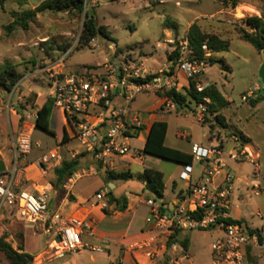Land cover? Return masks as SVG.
<instances>
[{"label": "rangeland", "instance_id": "obj_1", "mask_svg": "<svg viewBox=\"0 0 264 264\" xmlns=\"http://www.w3.org/2000/svg\"><path fill=\"white\" fill-rule=\"evenodd\" d=\"M43 1L45 0H8L5 10L0 7V66L10 62L15 66L16 71L23 75L11 92L0 88V159H3L8 167L12 166L14 155L10 127L14 118L9 114L10 101L11 105L17 103L22 110L26 102H34L39 94V103H41L51 97L53 82L60 77L59 75L82 74L86 69H100L106 59H109L116 68L147 60L151 70L162 69L163 63L168 61L167 55L171 45L168 42L188 36L190 27L198 23L208 34L217 35L229 42L227 52L217 53L214 56L215 62L206 72V79L212 85H216L229 101V105L221 112L226 120L227 137L226 154L222 159L236 177L231 213L234 217L240 218L244 229L262 231L264 228V102L261 99L264 87L259 71L263 63V54L258 53L250 43L242 40L236 30L241 27L247 28L244 19L253 14L250 8L242 6L235 11L215 0H88L86 8L89 15L95 19L98 26H104L109 34V38L98 35L94 47L79 45L85 13L39 14L28 30L6 32L5 27L13 21L12 12L34 9ZM256 1L264 10V0ZM166 19L178 24V32L163 28ZM45 41H47L46 46L43 45ZM112 45H116V51L111 49ZM46 47L50 55L46 52ZM60 47H69V49L63 53ZM62 57L63 65H60L58 61ZM257 86L260 89L254 91ZM251 91L254 96H248ZM18 97H22V100ZM243 97L248 100L244 101ZM152 100L153 97L140 96L130 108H145L153 103ZM253 100L255 104L251 103ZM38 107H33L32 111L35 112ZM195 110L196 103L191 100L190 109L187 111L182 109L178 114L172 112L152 117V119L163 118L166 121L167 145L182 148L188 146L189 142L208 144L212 130L208 124H201L193 117ZM60 117L62 115L55 110L50 120V128L54 135L38 128L34 130L31 136L34 146L29 157L31 163H35L37 159L57 147V141L62 133ZM213 121L214 119L210 118V122ZM214 127L216 130L222 128L215 121ZM178 132L189 135V138L177 139ZM233 136L242 142V136L249 138V142L243 144L245 148L250 144L249 154L260 166L258 196H254L249 186H246V182L251 181L248 176L252 173V165L247 161L231 160L227 156L233 147L230 141L233 140ZM36 142L40 143V148L35 146ZM237 146L238 143L234 145ZM67 147L81 148L75 141ZM220 147L221 149L224 147L223 142L220 143ZM159 163L161 169L167 167V170L174 171L177 175L184 170L176 163L165 160ZM196 166L195 164V172H197ZM100 183L98 176L84 177L80 180L79 187H83L86 193L93 194ZM178 183L182 186L180 180ZM145 196L148 194L145 193ZM54 208L55 203L51 205V211ZM196 233L205 246L220 232L207 230ZM42 234L39 224H27L16 215L14 210L0 209V238H6L14 249L23 245L34 253V264H92L91 256L100 258V264L107 263L104 254L91 252L88 249L56 259V253L47 251L43 239L41 240ZM32 246L34 247L30 248ZM0 264H7L2 254H0ZM196 264H207L206 257H199Z\"/></svg>", "mask_w": 264, "mask_h": 264}, {"label": "built area", "instance_id": "obj_2", "mask_svg": "<svg viewBox=\"0 0 264 264\" xmlns=\"http://www.w3.org/2000/svg\"><path fill=\"white\" fill-rule=\"evenodd\" d=\"M95 39L89 45L94 47ZM169 52L164 67L153 73L146 61L114 67L109 59L99 69H86L82 74H69L53 82L51 98L53 107L63 117L73 136L80 144V150L63 154L52 151L36 161L43 177L59 167L68 159H76L85 153V165L68 179L66 187L87 175L110 174L116 172L114 161L132 152L131 141L137 137L143 127V117L130 108V104L140 95L159 97L162 109L176 111L174 98L168 93L185 92L191 86L198 93L204 92L210 83L206 72L211 67L212 53L207 42L202 46V56H198L189 45L188 36L168 42ZM111 49L116 51V45ZM63 65V57L58 61ZM256 87L254 91H258ZM248 96H254L251 91ZM125 104H118L117 100ZM244 101L248 99L243 97ZM209 99L196 104L193 117L201 124L206 120ZM15 107L9 102L8 109ZM16 110V108H15ZM36 115L26 113L19 132L12 133L14 143L13 168L0 173V209L14 210L16 215L27 224L40 226L46 236V249L56 253V259L74 254L89 245L83 241V235L93 236V227L77 216L61 219L48 216L49 193L45 185H35L36 194L20 189L23 177L21 162L32 153L34 143L28 129L29 122ZM212 135L217 136L212 130ZM238 146L228 154L234 161H247L253 169L248 184L254 196L259 195L260 166L251 158L243 142L233 136ZM35 146L40 148V143ZM222 149L193 144L190 154L193 162L204 166L203 174L197 181H192L193 165H185L180 179L188 182L186 199L175 205L171 214L161 212V205L148 198L146 205L150 209L149 221L153 224L156 235L130 246L155 260L163 251L171 252V264H193L189 253L170 241L178 231L217 230L222 237L211 244V264H245V249L253 243L264 246V230L253 233L238 224L231 215V201L235 193V175L221 158ZM109 187H104L96 195V200L103 210L109 208ZM164 239V241H162Z\"/></svg>", "mask_w": 264, "mask_h": 264}, {"label": "crops", "instance_id": "obj_3", "mask_svg": "<svg viewBox=\"0 0 264 264\" xmlns=\"http://www.w3.org/2000/svg\"><path fill=\"white\" fill-rule=\"evenodd\" d=\"M242 6H245V8L246 7L250 8V11L253 12V14L249 15L250 17L253 15L261 17L260 10L262 8L261 6H259V2H257L256 0H243V2L239 4L237 8L234 10L237 11V9ZM144 61L147 62V60ZM166 63L167 62L163 63L162 68L164 67V65H166ZM160 70L161 69L154 71L150 69V71L153 73H156ZM99 71L102 70L99 69ZM210 85L212 84L210 83ZM257 87L260 89L259 86ZM140 96H144L147 98L153 97L152 100L153 103L142 109L141 108L133 109L134 111L142 115L143 127L140 130L137 137H135L131 141L132 152L126 156L116 158L114 161V165L116 169L115 173L130 174L131 178H129L128 180H117L114 182L106 183L103 178V174L87 175L79 178L71 185H68V187H66V183H67L66 182L63 186L62 191H59V190H55L53 187V183L55 181V175H54L55 168L50 170L47 173V175L43 177L40 169L36 165V162L35 163L30 162L29 159L30 156L25 161H22L20 164L21 167L23 168V177L21 180L20 189L30 191L36 194L34 186L37 184L45 185L47 186V189L50 191L49 206L47 213L49 217L68 219L69 217L77 216L87 222H90L93 227L94 235L93 236H88L87 234L83 235V241L89 246L82 250L88 249L91 252L104 254V258L107 259L106 264H171L170 263L171 252L169 251H163L159 254V256L155 260H150L142 252L130 248V246L157 234V232L153 228V224L149 221L150 209L146 205V200L150 198V196L146 191L145 182L140 177L144 169L153 168L161 172L164 176V184H165L164 197L161 201L158 202L164 211H167L173 205L183 201L180 200L179 197H185L186 199L188 195L187 189L189 183L180 179V174L182 173V171L179 173V175H177L174 171L167 170L168 169L167 167H162L161 169V163L159 162L162 161L163 159L147 155L143 151L152 124L155 121L166 122L165 120H163V118L152 119V117L157 114L172 113V112L178 114L182 110H179L177 108L176 111H165L162 109V103L159 97L153 95H140ZM140 96H138L130 104V106L133 103H136V101L139 99ZM39 98L40 95L37 94V96L34 99V102H26L22 110L17 105V103L13 104L15 105V107L9 110L10 116H13L14 118V121L12 122V125L10 127V129H12V133L20 131L26 113L31 111V113L37 115L38 110L46 103L48 99L47 98L46 100L39 103ZM18 99L22 100V97H18ZM117 102L118 104H124V102L120 99L117 100ZM190 102L191 99H188L189 105ZM35 106L36 107L39 106V107L35 112H33L34 110L32 111V108ZM29 109L31 110L29 111ZM188 109L189 108H185L183 109V111H187ZM55 110L56 109H53V113ZM60 119H61L60 123L62 127H65V131L68 135L69 141L63 145L57 142V147L51 150L50 152L58 151L60 153L65 154L68 151L80 150L79 148L70 149L67 147L73 141L75 142L78 141L73 136L71 131L68 129V126L64 122L63 117H60ZM208 125L209 128L211 125L214 126V121L210 122ZM28 129L30 130L32 136L34 130L36 129L35 120L33 122H29ZM213 130L216 132L217 136L214 137L211 131L207 145H203L198 142H194V143L189 142L188 146H183L182 148L177 146L176 147L169 146L166 143L167 135L165 139V144L170 148H174L184 153L190 154L191 147L193 144H200L204 147H217L220 146L221 142H223L224 147L222 148L223 152L221 155V158H223V156L226 154L225 140L227 139V137L225 134V128L222 127L220 128V130H216L214 127ZM167 133H168V129H167ZM220 135L221 138H219ZM176 137L179 140H187L189 138V135L186 136L185 133L178 132L176 133ZM230 141L233 144L232 149H234L235 148L234 145L236 144V142L233 140ZM232 149L228 152V154L232 151ZM13 155H14V143H13ZM0 163H4L5 165V170L1 173L9 172L13 168V163L12 166L8 167L3 161V159H0ZM195 164L197 165L196 166L197 172H195ZM90 165H93V163L86 162L85 167H88ZM192 165H193L192 181H197L201 178L203 174L204 166H202L198 162H193ZM181 166L184 169V165ZM91 176H98L101 182L93 194L86 193L83 187H79L80 180H82L84 177H91ZM178 180L182 182V186H180ZM248 184L249 182H246V186H248ZM104 187H109V189L113 193V197L119 200L120 204L110 203L109 198L107 197L109 202V208L107 210H103L101 208L98 201L96 200V195ZM145 193L148 194V196H145ZM53 203H55V208L54 210L51 211V205ZM122 206H125L124 210H121ZM4 209H8V208H4ZM232 217L235 220L241 221L239 217L236 216L234 217L233 215ZM196 232H201V231H197V230L178 231L170 238V241H173L178 245H180L181 247H183L184 249H186V251L191 256V260L193 264H196V260L199 257L202 258L206 257L207 264H211L212 261L211 244L214 240L222 237V232L218 231L220 232L218 236L215 239H213L211 243L205 246L202 245L200 239L197 237L198 235ZM41 240L44 241V245H46V236L44 235V233L41 236ZM162 241H164V239H162ZM184 242H186V247L183 244ZM33 247L34 246L30 248ZM24 250L26 253L33 256L34 253L28 251V249H26L25 247ZM98 259H96V257L94 256H91V263L100 264L101 259L100 258ZM245 264H264V246L256 243L248 245L245 249Z\"/></svg>", "mask_w": 264, "mask_h": 264}, {"label": "trees", "instance_id": "obj_4", "mask_svg": "<svg viewBox=\"0 0 264 264\" xmlns=\"http://www.w3.org/2000/svg\"><path fill=\"white\" fill-rule=\"evenodd\" d=\"M8 0H0V7L5 10V5ZM118 1V0H113ZM225 6L236 9L243 0H218ZM88 0H45L34 9H25L21 12H12L13 21L5 27L7 33H11L18 29L28 30L30 24L36 19L37 15L45 14L48 12H76L79 14L85 13L84 28L79 40V45H89L90 41L95 39L98 35H102L109 38V34L104 26H98L95 19L89 15L87 10ZM261 17L253 15L244 19V25L247 28L236 29L239 37L250 43L254 49L262 54L264 52V10L261 9ZM164 29H169L174 32H178L179 26L171 19H166L163 23ZM188 39L190 48L198 55L202 56V46L207 42L208 47L212 53L211 62H215L214 56L217 53L227 52L229 50V42L221 39L217 35H210L204 31V29L198 24L194 23L188 32ZM47 41L43 43L46 46ZM48 55L50 52L48 47L45 48ZM63 53L68 51L69 47H60ZM66 74L59 75V78H63ZM23 75L16 71L15 66L10 62H5L0 66V88L11 92L18 82L22 79ZM172 96L178 105V109L185 108L190 109L188 99L193 100L196 104L204 102L205 99H209L210 103L207 105L206 120L209 123L210 118L220 124L223 128H226V120L221 111L229 105V101L223 96L216 85H210L204 92L198 93L193 86L190 89H186L185 92L172 91L168 93ZM255 104V100L251 101ZM53 100L48 98L46 103L38 110L36 115L35 126L44 132L52 135L53 131L50 128V120L53 114ZM214 126L211 125L210 129L213 130ZM167 123L163 121H155L149 132L148 139L144 146V153L150 156H154L163 159L168 162L177 163L181 165H191L193 158L191 154L184 153L174 148H170L165 144L167 135ZM244 144L249 142V138L241 137ZM69 141L68 135L62 127V133L58 143L63 145ZM86 154L83 152L76 159L66 158L62 164L54 169L55 181L53 187L55 190L62 191L64 184L73 174L81 169L85 164ZM146 185V191L150 198L159 202L164 197L165 184L164 176L158 170L153 168L144 169L140 176ZM103 178L106 183L114 182L117 180H128L131 175L110 173L103 174ZM180 200H184L185 197H179ZM110 203H119L115 197L109 200ZM125 206L121 207L124 210ZM16 213V212H15ZM241 224L242 221H236ZM253 233H260L259 230L252 231ZM186 247V242L183 243ZM0 254L3 255L7 264H34V256L28 254L24 250L23 245H19L18 249H14L13 245L6 241V238H0Z\"/></svg>", "mask_w": 264, "mask_h": 264}, {"label": "water", "instance_id": "obj_5", "mask_svg": "<svg viewBox=\"0 0 264 264\" xmlns=\"http://www.w3.org/2000/svg\"><path fill=\"white\" fill-rule=\"evenodd\" d=\"M262 54H263V63H262V66H261V68H260V71H259V77H260L261 82H262L263 87H264V52H263ZM261 100L264 102V94H263ZM4 170H5V165H4V163H0V173L3 172ZM108 198H109V200H111V199L113 198V193L111 192V190H110V192H109V194H108ZM175 205H176V204H175ZM175 205H173V206H172L171 208H169L167 211H164L163 209H161V212H163V213L166 214V215H169V214H171V212L174 210Z\"/></svg>", "mask_w": 264, "mask_h": 264}, {"label": "bare ground", "instance_id": "obj_6", "mask_svg": "<svg viewBox=\"0 0 264 264\" xmlns=\"http://www.w3.org/2000/svg\"><path fill=\"white\" fill-rule=\"evenodd\" d=\"M250 144L249 145H247V147H246V150L248 151V149H250ZM249 152V151H248Z\"/></svg>", "mask_w": 264, "mask_h": 264}]
</instances>
